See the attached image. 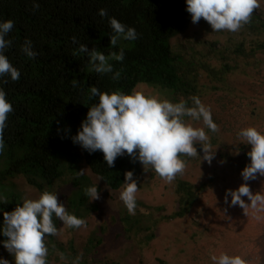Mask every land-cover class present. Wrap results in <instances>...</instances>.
<instances>
[{"label": "trees", "instance_id": "trees-1", "mask_svg": "<svg viewBox=\"0 0 264 264\" xmlns=\"http://www.w3.org/2000/svg\"><path fill=\"white\" fill-rule=\"evenodd\" d=\"M34 2L39 4L38 9L33 7ZM186 7V0H0V20L11 19L15 22L14 29L7 37L13 43L5 50V54L21 72L18 81L7 77V84L0 81V86L7 92V98L14 109L9 114L3 133L5 149L0 155V187L10 186L12 180L23 177L40 193L48 188L52 192L53 185L68 170H72V160L79 153L77 148L80 146L73 143L72 137L86 119L89 107L98 103L91 96L92 86L101 91L121 90L130 93L132 89L146 84L167 91L173 103L186 100L191 105L189 98L199 96L202 100L203 89H207L206 85L201 86V73L215 83L225 84L226 77L239 69L238 62L232 64L237 60L244 61L247 67L255 68L257 72L262 71L264 7L254 10L251 22L244 25L242 31H228V36L237 34L240 41L233 49L235 57L229 56L227 61L222 50L210 48L209 54L213 53L214 57L224 61L219 68L207 59L206 54H180L172 50V41L185 34L193 24ZM101 9L107 10L108 17H115L136 29L139 36L137 40H121L131 44V48H124L120 45L121 42L117 47H111L112 29L108 18L99 15ZM73 37L79 43L86 44L89 50L95 48L106 56L123 48L124 61H110L114 70L121 72L120 79H112L113 74L95 73L86 55H74L79 44H73ZM29 39L37 52L35 59H30L21 52V45ZM217 44L213 43V46ZM73 80L78 81L79 87H73ZM253 102H257V99L251 100L249 105ZM251 112L254 113L253 110ZM260 130L264 131V122ZM209 136L212 148L217 146L223 149L221 135L209 132ZM196 147L197 150L203 149L200 144ZM8 148L11 150L9 156L6 154ZM238 150L244 163L238 165V173H242L251 162L247 155L251 147L245 145ZM220 155L227 158L223 167H216L208 175V180L200 183L187 177L191 160L186 158L188 165L184 174L178 175L174 181L176 211L164 215L163 208L146 205L141 209L137 207L135 215H130L127 211L122 220L128 237L135 238L140 246L149 245L156 238L161 222L181 221L193 214L211 188L220 184L223 177H229L237 170V162H230L232 157L223 153ZM82 157L92 173L114 190L121 188L128 171L134 172L135 179L143 173L141 163L134 161L129 155L118 157L112 168L107 166L102 151L90 154L82 148ZM239 178L241 177L237 176L236 181ZM255 181L256 194L264 189V177H258ZM88 183L86 177L73 181L74 186H79L81 190ZM3 197L7 203H0V210H3L0 211V226L3 224V212H11L17 203H22L21 195L14 192ZM86 199L85 197L84 200ZM155 214L160 217L156 218ZM56 224L58 227V219ZM195 224L197 227L201 226L198 222ZM205 231L207 233L208 229ZM192 234L191 238L196 240L201 232L195 230ZM233 235L235 244H229L221 252L241 255L248 264H264V217L255 218V230L247 229L242 233L238 231ZM5 239L0 235V248ZM47 239L49 255L59 249V252L65 254L69 264L81 255V264H120L108 257H95L99 253L97 248L102 243L99 239H89L83 254L73 244L65 249L61 244H56L54 237ZM48 261L50 262L49 257ZM161 264L169 263L161 261Z\"/></svg>", "mask_w": 264, "mask_h": 264}, {"label": "clouds", "instance_id": "clouds-1", "mask_svg": "<svg viewBox=\"0 0 264 264\" xmlns=\"http://www.w3.org/2000/svg\"><path fill=\"white\" fill-rule=\"evenodd\" d=\"M186 11L191 15L193 24H198L203 18L214 32H238L244 25L251 22L252 14L259 7L258 0H186ZM38 9L39 4H33ZM101 17H107L112 29L111 47L115 48L121 40L135 41L139 38L134 27L120 22L115 17H108L106 9L99 11ZM15 27L11 19L0 20V81L8 83L18 81L21 72L9 60L5 50L10 48L13 41L7 37ZM73 44H79L75 54H84L89 59V65L95 73L113 74L112 79L119 80L120 71H115L110 61L123 62L125 52H111L109 55L93 48L89 50L86 44L79 43L76 37ZM21 52L30 59H35L33 42L25 40L21 45ZM73 87H79L76 80ZM91 96L96 98L82 122L80 129L72 137L73 143L80 145L90 154L102 151L109 168L115 166L118 157L125 154L134 161H139L144 169L154 170L162 180L171 184L178 175H183L188 160L186 158L199 157L209 163L215 158L211 151L209 132L218 133L219 125L213 118L211 107L202 102L199 96H192L191 105L181 100L173 103L167 99H159L153 95H146L134 88L130 93L121 90L101 91L98 87L90 88ZM13 105L7 98V92L0 86V155L5 149L4 129L9 114L13 112ZM202 122V127L194 126L191 122ZM238 139L244 145L250 146L247 153L250 163L243 169L241 176L244 183L238 189L226 192L225 203L231 197V205H239L248 214L251 209L261 218L264 213V189L253 194L249 181L264 177V131L256 126L242 128L238 132ZM196 144L202 145L204 156L198 153ZM90 169V168H89ZM92 172V171H91ZM85 172L81 171L80 175ZM138 181L134 172L125 173V180L120 188L119 199L123 202L130 215L136 214ZM84 194L95 201L100 199L98 185L84 188ZM244 197L248 198L250 204ZM0 203H7L0 195ZM3 211V210H0ZM3 224L0 235L6 239L3 247L14 258V264H49V248L46 238L59 236L62 228H58L56 220L71 229L87 227L84 218L70 213L64 203L59 202L58 194L45 189L38 198H22L11 212H3ZM61 260L66 259L63 252L58 253ZM212 264H248L241 255H230L227 252L212 254ZM82 255L77 256L72 264H81ZM0 264H10L8 259L0 257Z\"/></svg>", "mask_w": 264, "mask_h": 264}, {"label": "rangeland", "instance_id": "rangeland-1", "mask_svg": "<svg viewBox=\"0 0 264 264\" xmlns=\"http://www.w3.org/2000/svg\"><path fill=\"white\" fill-rule=\"evenodd\" d=\"M258 2L260 8L264 7V0H258ZM236 35L228 36V31L214 32L211 25L202 18L198 24H192L185 34L172 41V50L180 54H206L207 59L213 61L219 68L224 61L214 57L213 53L209 54L210 48L222 50L228 61L229 56L235 57L232 54L233 49L240 42ZM120 42L124 48L132 47L129 43ZM213 43L218 44L213 46ZM236 62L240 65L239 69L226 77L225 84L215 83L213 79L201 73V86L202 84L207 86V89H203L202 100L211 107L213 118L219 125L218 134L223 138V149L213 146L211 151L216 154L211 163L199 157L189 158L191 168L188 170L187 177L195 183L207 181L208 175L216 167L222 168L224 160L227 159L220 153L232 157L230 162L232 161L233 164L237 162V170L234 174L223 177L224 180L220 184L213 186L187 219L161 222L156 231V238L149 245L140 246L135 238L128 237L125 232L122 218L127 208L119 199L120 189L110 188L99 176L91 172L82 157V148L79 146L77 148L79 153L72 160V170H68L64 177L53 185L52 192L58 194L59 202L64 203L70 213L84 218L87 221V227L79 230L71 229L63 226L58 220V228L63 230L59 236L54 237L57 245L61 244L67 249L70 244H73L80 254H83L89 239L95 238L102 242L97 248L99 253L95 257L102 259L108 257L119 261L120 264H161V261L169 264H210L212 254H220L224 247L235 244L236 239L233 233L238 231L242 233L252 228L255 230L257 214L249 209L246 215L245 210L239 205H231V197L225 203V196L227 190L238 189L244 183L241 173H238V165L244 164L238 148L245 145L238 139V132L248 126L261 129L264 122V68L257 72L255 68L247 67L244 61L237 60L232 64ZM216 86L219 88L215 89ZM138 90L146 95L170 101L168 92L160 88L141 84ZM255 99L257 102L249 105V102ZM252 110L254 113L251 112ZM191 122L194 126H203L202 122ZM10 153L11 150L6 149L8 156ZM198 153L201 157L204 156L203 149L198 150ZM141 168L143 173L136 178L139 187L137 207L141 209L146 205L152 208H163L164 215L174 213L176 211L174 182L167 183L156 175L154 170L146 171L142 164ZM81 171L85 174L80 175ZM227 171L229 172V169ZM237 176L241 177L238 181H236ZM80 177L88 179L89 183L85 187L98 185L99 200L91 202L85 196L84 190L74 186L73 181ZM248 183L255 194L256 181L252 180ZM11 184L10 186L1 185L0 195L6 196L14 192L20 194L22 198L35 199L40 194V191L30 186L23 177L15 178ZM50 189L47 190L50 191ZM85 197L86 200H84ZM244 199L250 204L247 197ZM259 216L263 218L264 213H260ZM155 217L158 218L160 215L155 214ZM195 222L200 223L201 226L197 227ZM205 229H208L207 233ZM195 230L201 232V235L193 240L191 236ZM48 241L49 239L46 238V242ZM58 253L59 249L48 256L49 264H69L67 259L61 260ZM0 257L14 264V258L4 247L0 248Z\"/></svg>", "mask_w": 264, "mask_h": 264}]
</instances>
